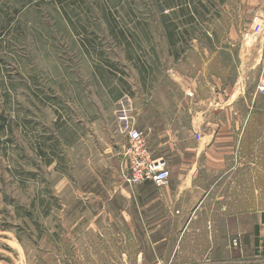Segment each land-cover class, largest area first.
I'll return each instance as SVG.
<instances>
[{"label":"rangeland","instance_id":"obj_1","mask_svg":"<svg viewBox=\"0 0 264 264\" xmlns=\"http://www.w3.org/2000/svg\"><path fill=\"white\" fill-rule=\"evenodd\" d=\"M173 3L0 0V264H185L207 258L206 225L174 220L182 209L185 216L205 215L199 203L167 202L153 186L124 181L126 138L116 103L126 76L142 67L149 43H185L172 32ZM188 33L201 34L198 27ZM131 121L137 128L134 106ZM144 129L153 156L167 160L168 147ZM172 159L173 167L180 164ZM261 172L259 211L264 164ZM216 179L177 175L173 168L167 184ZM220 182L231 183L230 175ZM233 194L247 199L249 193ZM231 206L239 205L232 200ZM190 239L196 249H184Z\"/></svg>","mask_w":264,"mask_h":264},{"label":"crops","instance_id":"obj_2","mask_svg":"<svg viewBox=\"0 0 264 264\" xmlns=\"http://www.w3.org/2000/svg\"><path fill=\"white\" fill-rule=\"evenodd\" d=\"M174 1L172 32L185 43H149L121 96L135 108L137 129L150 128L152 141L168 147V172L217 179L138 187L153 186L167 202L199 203L205 212L185 216L182 209L174 218L207 226V258L185 264H264V210L255 198L264 164V95L257 90L264 82V0ZM254 17L259 35L252 33ZM197 27L200 37L189 35ZM172 158L180 164L173 167ZM228 175L231 183L220 182ZM231 238L240 242L233 251ZM196 247L190 239L184 249Z\"/></svg>","mask_w":264,"mask_h":264},{"label":"built area","instance_id":"obj_3","mask_svg":"<svg viewBox=\"0 0 264 264\" xmlns=\"http://www.w3.org/2000/svg\"><path fill=\"white\" fill-rule=\"evenodd\" d=\"M252 25V33L259 35L262 30L260 20L254 17ZM257 90L264 94V82L259 84ZM131 111L132 102L130 98L123 96L116 103V113L121 133L126 138L125 157L128 161V168L124 181L129 186L152 184L156 187H162L167 184L169 177L166 162L163 159L154 158L142 132L131 121ZM239 247V240L233 238L230 242V248L237 249Z\"/></svg>","mask_w":264,"mask_h":264}]
</instances>
